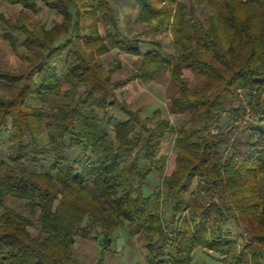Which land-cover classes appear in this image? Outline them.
Returning a JSON list of instances; mask_svg holds the SVG:
<instances>
[{
  "label": "trees",
  "instance_id": "16d2710c",
  "mask_svg": "<svg viewBox=\"0 0 264 264\" xmlns=\"http://www.w3.org/2000/svg\"><path fill=\"white\" fill-rule=\"evenodd\" d=\"M2 1L20 7L0 29L26 64H0V264H78V238L100 241L104 264L124 224L146 264H264V0H130L136 32L116 0ZM114 51L139 58L130 77L106 65ZM166 73L168 114L119 94Z\"/></svg>",
  "mask_w": 264,
  "mask_h": 264
},
{
  "label": "rangeland",
  "instance_id": "374dc122",
  "mask_svg": "<svg viewBox=\"0 0 264 264\" xmlns=\"http://www.w3.org/2000/svg\"><path fill=\"white\" fill-rule=\"evenodd\" d=\"M116 5L120 11V15L123 21L124 27L128 30L130 28L142 29L143 25L137 21L138 7L130 0H116ZM20 7L14 4L6 3L0 0V13H6L8 16H15L19 13ZM36 18L42 22L47 21L49 24L54 19V13L45 8L39 15H35ZM148 35L152 36V32H144L145 38ZM162 39L164 48L168 52H172L173 35L171 31H166L157 35ZM144 52L151 49V46L143 45ZM117 59L122 61V67L118 69L115 78L126 79L130 77L137 68V62L139 58L137 56H130L124 53L114 51L108 55L106 65L111 66L117 62ZM0 64L8 67H23L26 64L23 48H19L15 51L13 47L2 36V30L0 29ZM190 78H193L191 73H188ZM69 84L65 83L64 88H69ZM175 91V84L173 83L168 73L160 75L157 80L145 83L140 79H133L130 83L125 85L119 90L121 97L127 99V101L135 108L143 106V114L145 116H151L155 110L162 109L165 114H168L170 106V96ZM174 124H179L181 118L176 116H169ZM226 120V117H225ZM224 120V121H225ZM228 122L224 125V129H228ZM241 130V129H240ZM240 132V131H239ZM4 148L8 151L10 144L6 142ZM163 152L169 157V163L167 173H170L176 163L177 150L175 147V139L173 135L166 137L163 144ZM157 188L158 180L154 184ZM147 191H153V187L150 185L147 187ZM12 206H16L22 209L23 206L18 202H10ZM229 228L232 233L237 234L240 229L231 224ZM103 245L100 241L81 239L78 238L75 244V257L78 260V264H97L103 254ZM104 264H146V242L144 237L140 235H132L130 228L127 224L118 228L114 235V241L111 251H105ZM197 260L202 264H216L213 257L203 251H198Z\"/></svg>",
  "mask_w": 264,
  "mask_h": 264
}]
</instances>
